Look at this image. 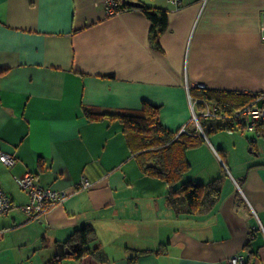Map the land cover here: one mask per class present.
<instances>
[{"label": "crops", "instance_id": "crops-1", "mask_svg": "<svg viewBox=\"0 0 264 264\" xmlns=\"http://www.w3.org/2000/svg\"><path fill=\"white\" fill-rule=\"evenodd\" d=\"M138 1L168 10L162 51L139 8L108 16L103 0H0V152L18 157L14 166L0 159V184L15 203L0 215V264H81L57 249L88 223L105 264H228L237 253L264 264L260 139L254 159L225 177L212 211L179 214L167 204V183L141 171L122 124L87 113L149 102L161 105L163 124L176 131L191 120L193 104L196 110L193 88L263 92L264 0ZM239 140L246 142L239 131L206 136L187 152L185 180L225 174ZM201 150L215 160L197 158ZM27 172L69 193L35 219L21 209L30 198L17 179ZM84 178L91 188L78 186Z\"/></svg>", "mask_w": 264, "mask_h": 264}, {"label": "trees", "instance_id": "trees-1", "mask_svg": "<svg viewBox=\"0 0 264 264\" xmlns=\"http://www.w3.org/2000/svg\"><path fill=\"white\" fill-rule=\"evenodd\" d=\"M142 3L139 9L151 22L150 42L154 48L162 51L160 37L168 28V10L145 2ZM122 6L125 9L134 8L125 3H122ZM191 93L197 101V111L202 112L209 104L217 109L216 114L211 118H206L198 112L204 133L199 130H191L192 132L178 135V130L172 131L163 124L161 105L149 102L144 104L143 109L135 111L118 113L87 111V113L95 121L108 119L120 122L124 138L141 171L150 177L164 180L169 186L166 196L167 204L179 214L200 215L214 209L222 194L225 175L229 173L224 166V176L214 179L210 183L185 180V175L192 166L187 155L188 150L197 148L206 142V136L210 137L221 131H244L243 127L235 126L234 117L240 110L252 103L256 102L263 106L264 99H258L264 91L245 93L208 89L201 86L193 88ZM252 131L256 132L260 136L259 138L264 139V121L258 122ZM252 141L257 146L258 139ZM252 148L254 149L253 145ZM96 237L97 232L92 223L76 229L66 242L72 251L69 257L79 260L81 264L107 263L110 259L103 248L96 243ZM54 258L56 262L62 259L58 256ZM246 264H249V258H247Z\"/></svg>", "mask_w": 264, "mask_h": 264}, {"label": "built area", "instance_id": "built-area-1", "mask_svg": "<svg viewBox=\"0 0 264 264\" xmlns=\"http://www.w3.org/2000/svg\"><path fill=\"white\" fill-rule=\"evenodd\" d=\"M169 1L175 4L176 7L181 6L184 3V0ZM103 2L108 16L119 14L125 10L122 6L121 0H103ZM262 32L264 35V18ZM201 86L205 85L202 84ZM260 99H264V93L260 95L258 100ZM194 107L195 104H193L194 116L192 119L199 121L198 114H196L197 111ZM216 110L217 109L212 105H207L204 109V117L209 118L215 115ZM194 111L196 112L194 113ZM192 119L186 125L177 129L178 135L184 132L188 133L191 130H202L200 122L193 123ZM261 121H264V105L260 106L255 102L240 110V112L234 117L233 123L235 126L237 125L238 127H243L245 130L252 131L256 128V124ZM0 159L8 166H14L18 161L16 152H0ZM17 182L21 188L28 190L31 196L28 203L21 205V209L29 216V219L39 218L43 214H46L54 205L62 201L69 194L63 190L43 186L37 180L36 175L33 172H27L24 176L19 177ZM237 184L240 188L239 183ZM78 186L83 189H89L91 188L92 183L84 178L80 181ZM14 207V201L0 184V215L8 214ZM246 262L247 257L244 253L234 254L228 260V264H246Z\"/></svg>", "mask_w": 264, "mask_h": 264}, {"label": "rangeland", "instance_id": "rangeland-1", "mask_svg": "<svg viewBox=\"0 0 264 264\" xmlns=\"http://www.w3.org/2000/svg\"><path fill=\"white\" fill-rule=\"evenodd\" d=\"M194 113H195V111H194ZM201 113L204 115V110ZM196 114H198V113H196ZM193 116L194 115H192V118H193ZM198 117H199V115H198ZM192 122L193 123H197V122H201V121H200V119H199V121H197L195 119H192ZM201 127H203V126L201 125ZM235 131H239L240 134H243L244 137H245V141L246 142H243L244 140H239V143H238L239 145L237 146V148L234 151L233 156H232V161H234V162L232 163V166L230 164H227L228 165V170H229L227 172L229 174L225 175V176L229 177V178L232 176V173L234 175L235 174L237 175L235 168H236L238 163L245 165V163H247L249 159H254V155L257 154L258 149H257V146H256L255 142L252 141L253 139H255V140L256 139H260L261 142L259 143V148L260 149L264 148L263 140H262V138H259L260 136L256 132H254V131H245V130L244 131L235 130ZM200 132L204 133V130L202 129ZM224 139H225V141H224L225 144L229 145L230 148L234 147V145H232L233 142H234V138L233 137H231V136L227 137L226 136ZM252 145L254 146V149L252 148ZM199 152H201L202 155H200ZM199 152H196L195 154H196L197 158H200V160L205 161L208 164H211L212 160L213 161L215 160L212 156L207 155L204 152V150H201ZM218 152H219V150H218ZM222 154H223V156L221 155V157H220V155H217L218 156L217 159H218V161H220L222 163H225V160H227L226 159V154H224V153H222ZM245 166H247V165H245ZM192 171H195V169H193ZM221 176H224V175H221ZM221 176H219V177H221ZM19 188L22 189L23 191H25V193L28 194L29 198H31L29 191H26L25 189L21 188L20 186H19Z\"/></svg>", "mask_w": 264, "mask_h": 264}, {"label": "water", "instance_id": "water-1", "mask_svg": "<svg viewBox=\"0 0 264 264\" xmlns=\"http://www.w3.org/2000/svg\"><path fill=\"white\" fill-rule=\"evenodd\" d=\"M122 3H125L127 5H130L135 8H139L142 6V2L138 0H121ZM72 251L70 250L69 247H66L64 243L58 244V249H57V254L60 257L65 256L66 254L70 255Z\"/></svg>", "mask_w": 264, "mask_h": 264}, {"label": "bare ground", "instance_id": "bare-ground-1", "mask_svg": "<svg viewBox=\"0 0 264 264\" xmlns=\"http://www.w3.org/2000/svg\"><path fill=\"white\" fill-rule=\"evenodd\" d=\"M191 93V92H190ZM191 98V97H190ZM194 101V100H193ZM192 107V106H191ZM160 108H161V106H160ZM197 110V109H196ZM196 112V111H195ZM199 111H197V113H198ZM199 113H201V112H199ZM217 116V115H216ZM211 118V117H210ZM200 119V118H199ZM201 123V122H200ZM202 125V124H201ZM202 129H203V127H202ZM190 132V131H189ZM192 132V131H191ZM217 149V148H216ZM221 157V156H220ZM82 180V179H81ZM88 180H90V179H88ZM80 182V181H79ZM239 189V188H238ZM241 189V188H240ZM243 189V188H242ZM26 191H28V190H26ZM8 193V192H7ZM64 200V199H63ZM58 204V203H57Z\"/></svg>", "mask_w": 264, "mask_h": 264}]
</instances>
